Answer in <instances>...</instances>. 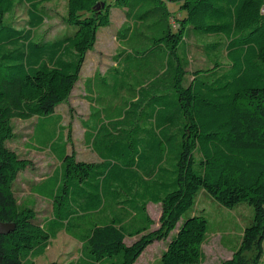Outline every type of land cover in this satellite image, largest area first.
I'll return each mask as SVG.
<instances>
[{"label":"trees","instance_id":"trees-1","mask_svg":"<svg viewBox=\"0 0 264 264\" xmlns=\"http://www.w3.org/2000/svg\"><path fill=\"white\" fill-rule=\"evenodd\" d=\"M50 1L0 0V33L8 26L5 17L15 6L31 5L26 8L27 26L5 40L0 36V219L15 224L14 229L0 234V264H35L30 256L43 253L55 234L33 207L18 203L14 189L20 172L32 166V161L10 148L7 141L16 134L14 118L32 117H39L36 137L41 143L50 131L62 138L60 149L49 145L61 162L49 176L55 184L51 200L59 220H70L81 212L80 231L69 232L80 236L81 264H136L157 240L166 242L161 264L201 263L209 225L201 205L204 192L228 208L242 203L253 207V217L243 226L232 256L222 264H261L264 0H66L64 20L71 26L69 34L49 44L32 42L34 30L45 23V4ZM114 7L123 9L132 20L119 29L122 45L142 47L148 40L151 46L143 53L157 48L167 65L142 84L147 90L152 84V91L130 94L141 115L147 103L153 102L152 118L144 121L147 125L127 120L125 114L105 120L94 111L87 139L98 137L93 135L98 126H105L108 132L141 126L155 133L156 141L163 145L174 143L177 152L169 177L158 167L161 155L155 147L139 169L140 159L134 166L116 162L108 166L104 156L102 162H90L65 146L56 108L70 98L99 30L112 24ZM191 34L206 52L218 56L211 67L193 70L186 83L189 51L188 47L182 51L180 44ZM207 36L215 39L205 41ZM131 49L133 53L143 50ZM34 53H50L55 61L30 67L28 58ZM227 60L231 71L224 66ZM119 62L118 68L126 65ZM165 74L170 75L169 80L163 79ZM103 141L97 145L98 151L109 145ZM151 201L162 206L155 227L148 210Z\"/></svg>","mask_w":264,"mask_h":264},{"label":"rangeland","instance_id":"rangeland-1","mask_svg":"<svg viewBox=\"0 0 264 264\" xmlns=\"http://www.w3.org/2000/svg\"><path fill=\"white\" fill-rule=\"evenodd\" d=\"M30 6L29 4L15 6L6 15L5 22L8 26L0 33L3 40L7 39L10 34H17V29L27 26L26 8ZM35 6L36 4L32 5V9ZM45 7L48 10L47 18L42 27L34 30L31 37L32 42L49 44L70 32L71 26H68L64 20L67 13V1L52 0L47 2ZM111 18L112 24L99 30L97 43L88 53L81 78L70 98L56 108L62 118L61 131L65 133L66 149L68 152L74 150L78 158L90 162H102L104 156L108 166L115 162L120 166L131 163L134 166L140 159L139 169H142V165L149 161L148 156L152 148L155 147L157 154L161 155L157 161L158 167L161 168L162 173L167 175L172 168L177 152L174 143L163 145L156 141L155 133L144 131L141 126L134 129L124 128L120 131L113 130L112 132H108L105 126H98L93 133L98 136L95 138L96 140L87 139L88 132L91 130L88 126V119L90 113L95 110L105 116V120L125 114L127 120L133 119L137 120L139 124L147 125L144 121H150L152 118L151 104L153 102L147 103L144 113L141 115L140 109L133 102L130 94L136 90H140L141 93L152 91V84L149 90L142 87V84L148 82L156 72L161 71L167 65L166 58L159 49L153 48L150 53H143L151 46L148 40L142 47L134 44L122 45L123 42L119 41V29L125 25H131L132 21L127 18L123 9L114 7ZM214 39L213 36H207L205 41L210 42ZM132 47L135 50L138 48H143V50L140 53H133ZM187 47L190 64L186 83L192 79L191 72L193 70L211 67L215 60L214 56H218L211 51L206 52L204 45L193 34L187 38L186 42L180 44L182 51ZM207 53L210 55L209 57ZM119 59L126 65L118 68L120 67ZM54 61L55 58L50 53L44 55L34 53L28 58L27 65L33 67L36 63L50 64ZM227 62V64L224 63V66L228 71H231L232 65L228 60ZM163 79L169 80L170 75L165 74ZM137 84H141V86L137 87ZM128 94L129 96H127ZM131 103L132 106H129ZM38 118H14L12 123L16 134L7 141L10 148L32 161V166L21 171L14 184L18 203L33 207L38 216L44 218L46 224L48 223L50 229L55 232L45 251L32 254L30 258L34 259L35 264H47L50 261H57L58 264H81L83 261L79 258L82 252L80 236L74 235L73 237L69 233L73 230L80 231L78 227L80 226L81 212L71 217L72 220H59L56 218L53 201L34 192L33 187L36 183L52 173L59 163L49 145L53 144L56 150L60 149L62 139L58 138L60 133L50 131L43 135L41 143L40 139L36 137ZM103 139L109 145L106 143V148H101L99 152L97 145ZM171 175L172 173H169L168 177ZM201 199V203L205 205L204 210L209 225L208 238L202 246L204 259L199 264H222L232 256L233 246L240 240L243 226L253 217V207L242 203L234 208H228L214 198L209 199L210 202H206L204 197ZM148 208L155 224H158L162 212L161 204L150 203ZM156 247L161 248L157 244L149 249L138 264H161L160 259L156 261L151 256L156 252ZM261 264H264V256Z\"/></svg>","mask_w":264,"mask_h":264},{"label":"crops","instance_id":"crops-1","mask_svg":"<svg viewBox=\"0 0 264 264\" xmlns=\"http://www.w3.org/2000/svg\"><path fill=\"white\" fill-rule=\"evenodd\" d=\"M90 52V51H89ZM88 52V53H89ZM88 56V55H87ZM85 65V64H84ZM84 65H83V67H84ZM83 69V68H82ZM82 72V71H81ZM80 78H81V76H80ZM57 108H58V106H57ZM98 110H95V112H97ZM99 112V111H98ZM95 116V114L93 113V112H91L90 113V117H89V119H88V122L89 121H92V118ZM97 121V119L95 118L94 119V122H96ZM39 119H37V128L36 129H38V125H39ZM93 122V123H94ZM92 123V124H93ZM90 124V122L88 123V125ZM38 131V130H37ZM37 131H36V135H37ZM68 151V150H67ZM54 153V152H53ZM54 156L57 158V156H56V154L54 153ZM80 159V158H79ZM57 160H58V164L56 165V168H55V170H57L60 166H61V162H60V160L57 158ZM84 160H86V159H84ZM95 162H97V161H95ZM54 170V171H55ZM53 173V172H52ZM52 173H50V174H48L45 178H43L42 180H40V181H38L37 183H36V185L33 187L34 188V192L36 193V194H38V195H40V196H42V197H44V198H48V199H51V197H52V189H53V187H54V183L53 182H51V177H49ZM110 184V183H109ZM113 184H110V186L111 187H114V185L112 186ZM43 187L46 189V191L43 189ZM119 195H122V193H119ZM202 197H204L205 199H206V202H210V200L209 199H213V198H211V196L210 195H208L207 193H202ZM213 201V200H212ZM53 203H54V201H53ZM150 203H155V202H150ZM149 203V204H150ZM148 204V205H149ZM202 205V208H205V205H203V204H201ZM53 207H54V205H53ZM111 210H113V209H111ZM111 210H109V212H111ZM148 210H149V208H148ZM114 211V210H113ZM150 213V212H149ZM151 214V213H150ZM159 222V221H158ZM159 224V223H158ZM158 224H153V227H155V226H157ZM71 235V234H70ZM72 236V235H71ZM157 244H159V246H161V248H158V247H156V252L155 253H152L151 254V256H152V258H154L156 261L158 260V259H160L161 260V256H162V253H163V250L165 249V246H166V242L165 241H163V240H157V241H155V242H153L152 244H150L145 250H144V252L142 253V255L140 256V258L137 260V262H136V264H138L139 263V260L147 253V251H149V249H151L152 247H154V246H156ZM81 256V255H80ZM80 258V257H79ZM147 261H148V259H146Z\"/></svg>","mask_w":264,"mask_h":264},{"label":"water","instance_id":"water-1","mask_svg":"<svg viewBox=\"0 0 264 264\" xmlns=\"http://www.w3.org/2000/svg\"><path fill=\"white\" fill-rule=\"evenodd\" d=\"M15 224L12 222H5L0 219V234L8 233L10 230L14 229Z\"/></svg>","mask_w":264,"mask_h":264}]
</instances>
